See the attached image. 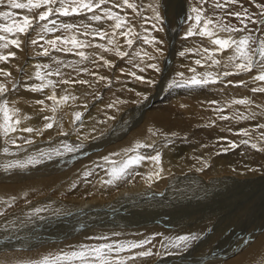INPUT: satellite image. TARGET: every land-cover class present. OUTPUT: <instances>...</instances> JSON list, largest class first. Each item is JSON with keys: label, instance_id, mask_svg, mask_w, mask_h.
I'll return each instance as SVG.
<instances>
[{"label": "bare ground", "instance_id": "1", "mask_svg": "<svg viewBox=\"0 0 264 264\" xmlns=\"http://www.w3.org/2000/svg\"><path fill=\"white\" fill-rule=\"evenodd\" d=\"M140 1H141V6L143 7V10H145V12H148L151 14V12L154 11L156 14L158 12L160 15L162 13H164V12H162L163 10L160 8L162 6V3H163L160 0H140ZM244 1L247 2V4H249V6L253 5V3H250L249 0H244ZM22 2H23V0H22ZM262 3L264 4V1ZM158 6L160 9H158ZM254 6H256V5H254ZM102 7H105V6H102ZM245 7H248V5H246ZM105 8H107V6ZM166 9L167 8L165 7V10ZM1 10L2 11H13L20 16L36 14V11H33L32 13H28L27 10L10 9L6 5L2 9H0V11ZM140 10H138V12ZM160 11L162 13H160ZM240 11L241 10H239V12ZM244 11H245V9H244ZM246 11H247L248 15L252 16L251 14L255 10L254 9L251 10L248 7ZM190 12H192V11H190ZM166 13L167 12H165L164 14H166ZM97 14H100L103 16V12H101L100 10L97 12ZM91 15H92L91 13H88V15L85 18V21H80L79 25L88 24L90 26L91 25L93 26V25H95V23H97L98 26H100V28L105 27L106 23H104V20L101 22H94L93 23L89 19L91 17ZM154 16H156V15L154 14ZM145 18L147 19L148 17L145 16ZM55 19H56V17H55ZM152 19H153V17H152ZM261 19H264V16H261ZM71 20H74V19H72V17H71ZM148 22H150V21H148ZM1 23H5V21L2 20ZM58 24H60V23H58ZM202 24H203V21H202ZM202 24H201V27H202ZM258 25H260V29H261V26H262V28H264V25H261V24H258ZM186 26H188V25H186ZM251 26L252 25L250 24L249 28ZM92 28L93 27H90L91 31L92 32L95 31ZM170 29H171V31H173L172 28H170ZM181 30H182V28H181ZM34 31H32V32H34ZM107 31H108V28H107ZM144 31H145V29H144ZM168 31H169V29H168ZM184 32H185V30H184ZM261 32H263V31H261ZM225 33L226 32H224V31H218L217 35L221 38H226V37H229V35H231L233 39H237V40L240 39L239 37H235L236 35H234V33H228V32L226 34ZM74 34H76V33L74 32ZM175 34H176V32H170L169 36L167 35L169 43L171 42V39H170L171 36H172V38H174V39H172V41L177 40V39H175ZM221 35L224 37H222ZM241 36H243V35H241ZM196 37L197 36H194L190 40L193 41ZM200 38H201V36H200ZM46 40H48V39H46ZM149 41H150V39H149ZM152 42H154V41L152 40ZM201 42H203L204 44H208V46L210 45V47L211 46L214 47V45L211 43V39L208 37H202V39H195L194 40V43H195L194 47L195 46L203 47L204 44H201ZM0 43H2V42H0ZM178 44H179V42H178ZM168 46L170 47V45H168ZM174 47H172V48H174ZM216 47H218V46H216ZM139 48H141V47H139ZM187 49H191V48L187 47ZM229 50L230 49H228V51ZM231 51L232 50H230V52ZM10 52H15L16 55L14 58L9 56L8 61L12 63L13 68H14V66H17V72L21 73L20 76H23L24 78H26L28 76L30 77V76L34 75V77H35V73H33V72L31 73L30 70H32V69H30V68H31V65L32 64L34 65L35 62L37 61V60H35L37 57L36 58L34 57L31 50H29V48L25 47V46H21L20 48H16L15 46H11V45L7 49L0 48V54L8 55V53H10ZM144 52H145V50H144ZM154 52L155 51H153V53ZM189 52H191V51H189ZM230 52H228V53H230ZM135 53H136V51H135ZM146 53H147V51H146ZM166 53L168 56V50ZM170 53L171 54L168 57V59L172 60L173 50L170 51ZM222 53H223V51H222ZM75 54H72L70 56L68 54L65 57V61H63L64 65L62 64V65L57 66V68L60 69L62 73L65 72V74L66 75L69 74L70 77H71V74L73 72H74L73 75L75 74V70H76L75 69L70 74V71H72V69H73L72 66H74V64L77 65L78 62L80 61V60H77L78 59L77 55H76L77 59L75 56H73ZM196 54H198V53H196ZM216 55H217V53L214 55V57ZM258 55L256 57L257 65L259 64ZM149 56H151V55H149ZM149 56H148V58H149ZM167 56H165V58H167ZM186 56H185V58H186ZM220 56H222V55H220ZM163 58H164V56H163ZM222 58H223V56H222ZM151 59H149L150 62H151ZM224 59L226 62L227 57L225 58V56H224ZM14 62H16V65L13 64ZM37 62H39V61H37ZM140 62H141V60H140ZM150 62L148 61V63H150ZM227 62H229V61H227ZM148 63H147V65H148ZM60 64H61V62H60ZM226 64H228V63H226ZM226 64H224V65H226ZM79 65H80L79 66L80 71H82V69H84L85 67L90 68V66H89L90 64L88 65L87 62H86V64H84V66L81 62ZM166 65H167V61L165 60V63L161 69L163 70V67L166 68ZM5 66H6V64H5ZM91 66H93V65H91ZM234 66H232V67H234ZM36 67H34V68H36ZM74 67H76V66H74ZM143 67H146V66L144 65ZM6 68H7V66H6ZM38 69H40V68H38ZM38 69L36 71H39ZM40 70L43 71V74H44V70H42V68ZM162 70H161L159 75L162 74ZM206 70H207V68H206ZM3 71H6V70L4 69ZM41 71H39L40 74H41ZM68 71H69V73L67 74ZM260 72H261V69L259 68V66H256L255 69L253 70V72H251L249 74L246 73V75H247L246 77L248 78V76H250L251 79L248 78L249 79L248 80L247 78H244L245 76L243 75L244 77H242V79H247L245 81H248V83L247 82L245 83L244 87L239 86L236 88H232L230 90L229 88L224 89L225 85H222L224 87L223 88L224 90H221L220 88L219 89L221 91L227 92V93L222 94L225 98L223 100L221 97H220L221 98L220 99V98L215 97V96L212 99H207L204 96V94H202V92H201V94H200V92H198V94H197L195 91L196 96L200 95L201 98L207 99L206 102L209 101L210 104H212V107L210 106L211 108H209L210 110H208V111L203 110V109L202 110L198 109L199 113H202V115H203V111H205V113L211 114V115H209L210 117L205 118V121L206 120L209 121V123H211V126H213L212 123L215 122L214 117H217L216 115L220 114L222 112V110L225 109L224 108L225 106H226V108H228L227 103L230 102V100H233V99L237 100V99H241V98L243 100H246V97L243 98V96L248 94V92L246 90L251 91L250 93L253 92V95L256 96L257 98H259V97L264 98V92L260 93L259 91H254V89L264 88V81L262 82L258 79H255V77L260 75ZM55 73H56V71H55ZM30 74H32V75H30ZM45 74H47V73L45 72ZM165 74H164V76L161 77L162 79L164 78V80L166 78ZM3 75H5V73ZM14 75H16V74H14ZM10 76L11 75H8V77H10ZM3 77H6V76H3ZM233 77H235V76H233ZM233 77H230V79H233V81H231V82L232 83L236 82L235 84H237L238 82L235 79L236 78L239 79V77H235V78H233ZM227 78H228V76H227ZM8 79H6V81ZM10 79L14 80L12 78H10ZM35 79H37V78L35 77ZM51 79H52V76H51ZM3 80H4V78H3ZM250 80H252V81H250ZM15 81H16V79H15ZM23 81H25V80H23ZM161 81H163V80H161ZM227 81H229V80H227ZM255 81H259V83L257 84V82H255ZM33 82H34V80L32 81V83ZM251 82H253V84ZM1 83L2 82H0V84ZM32 83H31V85H32ZM158 83H156V86ZM227 83L229 85L230 81ZM6 84H9V83H6ZM17 84H18L17 89L13 92H10L12 99L9 102H12V103L8 104L9 108L18 109L19 112H23L20 116L25 115V113L22 109H24V110L26 109V113L27 112L32 113V115H33V113H36L39 116H37V118H33V119H31V117H30V118H28V120L25 123H20V124H22V127H24V128L30 127L32 129H34L33 132L18 131L17 133L12 132V133H9L8 136H5L3 134V132L0 131V134L2 136V137L0 136V149L3 151L4 148H8V150H9L7 153H5L4 151L0 152V172L2 169H5V165H8V164H10L14 161H17V160L24 162V161H27L30 157H35L38 161H40L39 163H41V161H43V162L47 161V162H45L46 165H44V166H42L43 162L41 164H39L42 167H46L48 164H51L52 167L53 166L54 167L58 166L60 168L65 167L66 165L70 164L71 162H74V160H76V157L81 154L80 153L81 151L76 153V152H74V150L77 151V150L84 148L86 146L85 144H78V142L76 140H72L73 136L77 135L79 139H82V141L86 140V139L88 140L89 138H91L93 136H97L96 135L97 132L100 131L99 123H101L102 114H106V115H110V116H112L113 114H116L114 111V105H113L114 103L112 104L113 105L112 106L111 102L115 101L117 95L116 96L115 95H113V96L109 95L111 97H106L104 100L97 101L96 103L93 104V108L91 109V111L88 112L87 115H85V117L82 118L81 122L79 121L80 124L77 125V126L81 125L82 127H78V130L73 129L74 131H70L68 134L69 135L68 138H66L65 134L59 135V136H56V134L55 135L51 134L48 138H46V139L44 138L43 139L44 141H40V142L35 141L32 145H29L28 147L23 146V145L22 146L19 145V147H12L8 144L9 142L10 143L12 141H15V142L24 141L25 142L26 140L32 139L33 136H38L39 131L41 129L43 130V128H44V126H46V124L50 123L52 119L54 120L57 118V117H52V119L50 121H46V119H45V116L47 114H48V116L50 114L51 115L53 114V116H57L55 112L51 113L52 107H54V105L55 106H62V103H58L57 99L55 101L47 99L48 101L45 102L46 99L43 98V99H45V100H43V104L37 103V100H39V99L34 97L35 99L32 100L33 98L31 99V97H30L31 95H33L35 93V91H34V93L33 92L28 93V92L23 90V88L25 86H22V84L19 85V83L16 82V85ZM140 84L141 83H139V86H140ZM16 85H15V87H16ZM12 86H13V84H12ZM142 87H144V86H142ZM160 87L161 86L159 85V89H160ZM28 88H29V85H28ZM161 92L162 91L160 90L159 92L154 93L152 96L150 95L149 99L146 101V104H148V102L151 99L155 98L156 96H160ZM191 93H192V91H191ZM193 94H194V92H193ZM47 96H48V94H47ZM248 96H250V95H248ZM251 97H252V95H251ZM61 100L62 99H60L59 102H61ZM201 100L202 99H200V101L199 100L198 101L201 102ZM5 101H6V99H5ZM39 101H41V100H39ZM187 101H189V100H187ZM65 104H66V102H65ZM115 104H116V102H115ZM159 104H157V105H159ZM202 104H205V103H202ZM263 104H264V102H263ZM198 105L200 107H202V105L200 103L197 104V106ZM249 105H251V104H249ZM146 106L145 107L134 106L131 111L130 110L123 111L124 108H122V107L117 108L116 110H118L117 112H119V113H117L118 117L120 115H123V114H124L123 116L125 117L126 116L125 114H130V113L132 114V111L136 114H134L132 116V118H130L128 123H126L128 120L124 121L123 123H120V122L115 123V129H114L115 131H112L111 133L107 134V137H105L106 135H104V136L102 135L99 138L96 137L97 139L92 141L89 144V146L91 148L94 146L97 147L99 145H102L108 141H113V140L117 139V136L123 138L124 134L128 133L127 129L129 127H131V124H133V126H136L140 120L139 116H141V114H143L145 112L142 115V118L140 121V124H141V122H142V124L139 127L132 130L131 132H129L130 134L128 133V136L126 135V137L123 138L121 141L120 140H119V142L114 141L113 144L106 146L102 150H98L95 152L92 151L93 153L88 154L89 156L83 158V160H80V161L78 160L79 163L75 164V166H73L71 164L73 167L67 168L68 170H66L64 172H63V170H61L62 173L55 174V175L54 174L51 175V173H50L47 176H39V177H36V175H31L32 176L31 178H28V176L26 175L28 173H25L23 171H19V172L7 171L5 173H1L0 179L1 180H7L9 182L0 181V213H3V211L9 210L17 202L28 201V200H31L32 198H34V199L31 203H28V204L22 206L16 212L14 211V213H13L12 211H10V212H12V214H10V215L4 216V215L0 214V264H35L36 261H39V260L43 259L44 257H54L56 254H59L61 252H69V251H73V250H78L80 248V246H82V245L94 247V246H97V245L103 244V243H112L115 245V244H119V243H131V242H137L138 243V242L144 241V240H148L149 243L143 245L140 248L126 250L122 253H119L118 255L120 257H124V258L134 257V259H126V264H264V227H261V226H264V209H262L260 207V209L257 208L252 213L250 212L251 210H249V212H248V210H244V211H246L245 213H247V215L254 216V214H255V216H256V218H254L255 216L253 217L254 218L253 223L251 225H248V222H249L248 220L243 219L241 221L239 219V221H236L233 218V215L226 216L224 214L222 206L219 205L221 207L220 208L217 205H214V204H217L221 200V198L220 199L218 198V195L221 194L224 197V198H222V199H224L223 206L227 208V211L231 210L233 213H235L234 205H230L227 203L230 199L225 198L224 194L226 195L230 191H233V193H234L235 191L238 190V188L242 189V190L246 188V190H248L247 188H249L251 186L252 187L256 186V183H258V180L264 178L262 176L256 180H253V179L250 180L251 176H248L249 174L252 173L250 170H248L250 164H249V166L246 165L247 163L252 162L251 159L256 160V156L258 157V155H256V153H255V152H257L256 150L254 153H252L251 152L252 150L246 149V144H248L250 142H253V143L259 142L264 147V141L260 140L261 139L260 136H258L260 139H257V141L256 140L252 141L251 139L249 140V138H247L248 135L244 134L245 135L244 140L247 141V143H244L245 144L244 149L241 146H240L241 147L240 149H235V147H232V148L230 147L231 149H228V147H226L227 143H224L223 144L224 146H222V147H218L217 143H219V142L217 141V138L219 139V136H218L217 132H215V130H216V129H214L216 127L215 125H214L215 127L213 126L210 129H207L206 128L207 125H205L206 126L205 129L199 128L197 130H194L195 132L193 131V135H192V133H189L192 135L190 138L187 139L185 136V139H183L184 138L183 134L188 133V131H190V132L192 131L191 127H194V124L196 125L195 120H197V119L191 121L187 118V119H185V121H187V120H189V121H187V122L184 121V123H180L182 125H185V127L183 126V128H181V127L179 128L178 122H176V120L174 119V112L171 113L172 109L170 108V106L167 107V109L166 108H164V109L160 108L158 110L153 109L150 112H147L144 110L146 108ZM78 107L75 106L76 109L74 108L77 111L76 113H79L78 111H80ZM100 107L103 108L105 111L103 109L100 110L99 109ZM77 108H78V110H77ZM60 109H61V107H60ZM98 109L100 111H102V110L103 111L100 112L99 114H96L97 113L96 111ZM253 109H256V108H253ZM257 109H258V107H257ZM49 110L51 112H49ZM75 110H74V112H75ZM57 111H58V109H57ZM185 111H187V110H185ZM232 112H234V111H232ZM68 113L66 112V114H68ZM261 113H263V112H261ZM80 114H81V112H80ZM16 116H17V113H16ZM16 116L14 117V119L17 118ZM20 116L18 118L21 120L22 117H20ZM73 116H74L73 121L70 120V118H69V122L74 123V120L78 121L76 119V114H74ZM39 117H41V118L44 117V118L40 119ZM58 120H60V119H58ZM61 120H62V118H61ZM137 120H138V122H137ZM263 120H264V118H263ZM263 120H261V122ZM113 121H116V119ZM205 121H204V123L206 124ZM254 121H255V119L249 120L248 123L244 124V126L243 125L240 126L239 129L242 130L243 132H249V130L251 132L252 131L251 125H254ZM2 122H3V115L0 114V123H2ZM61 122H63V124H66V123H64L63 120ZM200 122H202V120ZM188 123H190V125H188ZM74 125L76 126V124H74ZM101 125H102V123H101ZM262 125L263 124H261V126ZM70 126H72V125H70ZM156 126H158L159 129L164 130L165 133L169 132V133H174V134H178V135L179 134L183 135V136H181L182 139H178V140L174 141L173 144L168 143V144L164 145L165 146L164 149H162L163 147H161L163 144L160 146V143H159V144L151 146L150 148L144 147L145 150H142L141 149L142 147H141V148L137 149L139 151V153L136 152L137 150L130 151V149H133L135 147V145L138 143L144 145V142H149L151 145V143H152L151 141H153L152 137H154L153 136L154 134L148 133L147 129L152 131L153 128H156ZM59 127H60V125H59ZM202 128H203V124H202ZM52 129L53 130L50 131V129L47 128L49 133L55 132V131L57 132L59 130V128H57L56 125L52 126ZM256 129L257 128H255V130ZM119 130H122V133H119ZM60 131H63V129L60 128ZM68 131H66V132H68ZM108 131H109V129H108ZM63 133H64V131H63ZM105 133H107V131ZM231 133L232 132H226L225 136L229 135V138H227L226 140H229L231 143H233V140H236V139H235L234 134H231ZM161 135H163V134H161ZM187 136H188V134H187ZM251 137H252V135H251ZM53 139H55V140L53 142H51ZM168 139L169 138H167V141H168ZM219 140H221V139H219ZM167 141H165V142H167ZM236 141H238V140H236ZM87 143H88V141H87ZM259 143H256V144L259 146ZM73 144L75 146H77V145L78 146L77 147L71 146ZM107 145H108V143H107ZM234 145H236V143H234ZM148 146L149 145H147V147ZM158 146L162 150L159 151ZM24 149L27 150L28 152H25ZM71 150L73 152V154H72L73 156H71L69 154V157L56 159V157L58 158V156L69 153ZM259 150H261V149L259 148L258 151ZM23 151H24L23 156H20V157L16 156V154L20 155V153H23ZM140 152H143L142 154H144V153L146 154L145 159H143L139 164L133 165L130 169H128L126 171V174L123 177H121L120 179H114L113 175H112L113 167H119L124 161H126L128 158H130L132 156H135V155H141L142 156V154ZM261 152L263 153L262 150H261ZM88 153H89V151H88ZM157 154L160 155V161L159 162L153 161L149 158V157L155 156ZM45 159H47V160H45ZM45 163H43V164H45ZM34 167H36V166H34ZM138 170H141L143 172V173L140 172V175L142 177H144L141 180H144L145 178L147 179L145 181V183H148L147 185L145 184V186H147V187L146 188L144 186L141 187L142 189H140V191H138V192H134L133 190L129 193L126 192L127 194H125L124 196L117 198V200H113V202L110 203V205H113L115 208L116 207L121 208L120 210L118 208L119 215H116L114 219L109 220L107 218V220H104L107 217V212H108L107 211L108 209L105 208V205H107L108 203H106L105 202L106 200L103 198L107 197V196H109L110 198H113V196H117V195L121 196L122 193L127 191V187L122 186V187H119L115 190L114 186L119 185L122 181H124L125 177L126 178L128 176L131 178L135 177V175L133 173H134V171H138ZM43 171L45 173V170H43ZM40 172L35 171L34 173H40ZM249 172H251V173H249ZM85 173H88V174H86L88 176V178H87L88 181L83 182L82 178H81V180H79V181H82V183L80 185L76 186L75 189H71V191H70L71 193L75 192V194L77 192L76 195H78V201L77 200L76 201L78 203H76V201L74 200V203L72 202L69 204L70 198L67 200L68 195L64 189H66L67 186L71 187L73 184L72 182L74 180L80 178V177H84ZM252 174H255V173L253 172ZM132 175H134V176H132ZM260 175H263V173H260ZM33 176H35L36 178H33ZM139 177L140 176H138V179L141 182ZM159 177L161 179H158ZM87 179H85V180H87ZM109 180H112L113 183H108ZM57 181H61V182H59V184H58ZM261 183H262V181H261ZM263 184H264V182H263ZM130 186H131V184H130ZM139 186H140V183H139ZM53 187L57 188L56 191L59 193L58 196L51 195L53 190H54ZM135 189H136V187H135ZM158 191L163 192V195L159 196ZM54 192H55V190H54ZM70 192L68 191V194ZM85 193L90 194L91 197H89L90 195L88 196V199H86V198L83 199V198L79 197V196L84 195ZM251 193H253V192H251ZM100 194H105V196L102 195L103 197H101ZM55 195H56V193H55ZM97 195H99L100 197H98ZM244 195L246 196L247 194H244ZM210 196H211V198H210V200H208ZM215 196H216V198H214ZM243 196H241V198ZM37 197H39V198H37ZM200 198L201 199L207 198L205 200V202H202L203 205L199 203V201H201V200H199ZM185 199H187V200L191 199L193 204L189 205L186 208H183V210H182V208H180V206H184V204L182 202H183V200L185 201ZM243 199H245V198H243ZM231 200H234V199L231 198ZM253 201H254V199H252V202ZM220 202H223V201H220ZM234 202H235V200H234ZM75 204H78V206H74ZM174 204L176 206L178 205L177 211H182L181 213H177L176 211H172L174 208L172 210H170L172 208V206H174ZM240 208H241V206H240ZM37 209H39L40 211L38 212ZM160 210H163V211L169 210V212L168 211L164 212L166 214H164L158 218L157 212H159ZM122 211H126V213L128 212L129 215L124 216ZM114 212H115V210H114ZM223 215H225L226 217L223 218ZM255 221H256V225H257V228H256L257 232L252 234L251 232H253V231L250 230L249 228L253 226ZM72 227H74V229H72ZM208 227L211 228L210 231L208 233L203 232ZM241 228H242V230H241ZM260 228H262V229H260ZM237 230H238L239 234H236ZM190 232H192V233H190ZM202 232L205 234H203ZM222 232H223V234H222ZM70 234H72V236H70V237L67 236ZM188 234H192V235H188ZM193 235L197 236L198 241L195 244H193L191 242L192 245H191V248L189 247L190 248L189 250H187L185 252H181V251L175 252V253L171 252L172 251L171 243H170L171 240L175 239L176 237L178 238L181 236L195 237ZM104 238H106V239H104ZM187 244H189V243H187ZM141 251H150L151 255L147 256V257H141L138 255L139 252H141ZM114 255H116V254H114Z\"/></svg>", "mask_w": 264, "mask_h": 264}, {"label": "rangeland", "instance_id": "2", "mask_svg": "<svg viewBox=\"0 0 264 264\" xmlns=\"http://www.w3.org/2000/svg\"><path fill=\"white\" fill-rule=\"evenodd\" d=\"M162 3V6L160 7L163 11L162 12H167L166 14L162 13L160 11V13H162L160 15L161 17V20L160 21H157L155 19L156 16H154V14L156 15V13L153 11L150 13L148 12H145V10H143V7L141 6V1L140 0H130V2L132 3H135L136 4V9L133 10V9H128L126 6H122L120 8H115L112 6V3H109L107 5H104L105 7L107 6V8H111L112 11L114 10V12H117L119 13L121 16L123 17H127L130 21V24L128 26H126L125 28H122V29H118V30H114L113 27H112V24H114V21H111V20H108V19H104V23L105 24V27H101L98 26L97 23H95V25H91L90 27H93L92 29L93 30H100V31H105L108 33V35H106L103 39H101L99 36H95V31L92 32L91 35H83V28H80V30L78 31H72V32H65L64 29L60 28V24L62 23H71V24H76V25H79L80 24V21H85V18L88 14L86 15H73L71 16L72 19L74 20H71V17L70 16H59V15H54L52 17H50V19H54L56 21V24L55 25V28H56V31L54 32H51V33H47V32H41L39 30V27H37L34 30V32L32 31H29L26 35H19V39L22 41V44L21 46H25V47H28L29 50H31V52L33 53L34 57L36 58L35 60L39 61V62H35V64L31 65V68L32 70L31 73H35V77L37 78L36 76V73L41 71L40 69L42 68V70H44V74H43V71H41V76H43V79H35L34 75L32 76H28L26 78H24L23 76H20L21 73H18L17 72V66H14L13 68V65L11 62H9L8 60L7 61H4V62H0V82H2L1 84L5 85L7 91L4 92L3 94H0V105H2L6 99L7 102L11 101V95H10V92H13L17 89V86L18 84L16 85V82L19 83V85L22 84V86H25L23 88L24 91L28 92V93H31L34 91L32 89H34L35 87L36 88H40L41 90L39 91H35V93L33 95H31V99L34 100L35 98L43 101L45 100V102H47L49 99L50 96L52 95H55L57 100H58V103H62V106H55L52 107V109H55L54 111L51 109V111L49 110V112L53 113L55 112L57 116H53V114L49 115L48 114L45 116V119L46 117L47 118H50V119H46V121H50L52 119V117H57L56 119H52L50 123H52L53 126L56 125L57 128H59V130L55 133V132H50L47 130V127L44 126L43 130L41 129L39 131V135L38 136H33L32 139H29V140H26L25 142L22 141V142H9L8 144L12 147H19L20 146H29V145H32L35 141L37 142H40V141H44L43 139L45 138H48L51 134L52 135H55L56 136H59V135H64L66 136V138L69 137V132L70 131H74V130H78V127H82L81 125L80 126H77L80 124L82 118L85 117V115H87L88 112L91 111V109L93 108V104L96 103L97 101H101V100H104L106 97H111L109 95H117L116 96V99L115 101L111 102V105L113 104L114 105V111L116 114H113L112 116L110 115H106V114H102V120H101V123H99V129H100V133L97 132V136H93L91 138H89L88 140H83L82 139H79L77 135L73 136V139L72 140H76L78 142V144H85L86 146L84 148H81L79 150H74V152L78 153L79 151H81L80 155H78L76 157V160H74V162H71L70 164L66 165L65 167H58V166H51V164H48L46 167H42L44 165H46L45 162L47 161H41V163H45L43 164L42 163V166L39 165L41 163H36L35 165L34 164H30V165H27V167L23 168V170L21 168H13V169H10L8 171H23L25 173H28L26 174L28 176V178H31L32 176L31 175H36V177H39V176H47L51 173L52 174H59V173H62L61 170L66 171L68 170L67 168H70V167H73L75 166V164L79 163L80 160H83V158L89 156L88 154H92L93 152L95 151H98V150H102L104 149L106 146H109L111 144L115 142H119V140L121 141L123 138L126 137V135L128 136V133L131 132L132 130H134L135 128L139 127L141 124H140V121H141V118H142V115L139 116V122L136 126H133V124H131V127H129L127 129V132L126 134H124V137L121 138L119 136H117V139L113 140V141H108L102 145H99V146H94V147H90L89 144L96 140L97 138L101 137L102 135H106L105 137H107V134L111 133L112 131H115V123H123L124 121L128 120L126 123L129 122L130 118H132V116L136 113H134L132 111V114H125L126 116L124 117L123 115H120L119 117L117 116V112L118 110H116L117 108H124L123 111H127V110H132L134 106L136 107H145L146 105V108L144 109L145 111L147 112H150L152 111L153 109L154 110H158L160 108H166L170 106V108L172 109L171 113L174 112V119L176 120V122H178V125H179V128H183V126L185 127V125H182L180 123H184L185 119H189V120H195L196 122V125L194 124V127H191L192 131H188V133L186 134H183V135H178V134H174V133H169V132H166L164 130H161L159 129L158 126H156V128H153V130H149L147 129V132L148 133H152L154 134L152 137V140L151 141V145L149 142H144V145H146L145 147L146 148H150L151 146L153 145H156V144H159L160 143V146L163 147L162 149L165 148L164 145L168 144V143H171L173 144L174 141L178 140V139H182L181 136H183L185 139V136L186 138H190L192 135H193V131L194 130H197V129H205V125H207V129H210L211 127L214 126L216 129L215 132H217L218 136H219V140L217 138V141L219 143H217V146L218 147H222L224 146L223 144L224 143H227L226 147H228V149H231L233 146L234 143H236L237 146H235V149H240L241 147L244 149V133L242 130L239 129L240 126H244V124L248 123L249 120L251 119H255L254 121V125H251L252 126V133L250 132H247V135L249 138V140L251 139L252 141L253 140H256L257 139H260L258 136L261 137L260 140L264 141V127L261 126V124L264 125V98L262 97H259L257 98L256 96L253 95V92L250 93L251 91L249 90H246L248 92L247 95L243 96V98L246 97V101L247 103L245 104H239V103H235V101H238V100H243L242 98L241 99H233V100H230V102H228V108H226V106L224 107L225 109L222 110V114H217L216 116L217 117H214L215 118V122H213V126H211V123H209V121H205V118L206 117H210L209 113H205V111H203V115L202 113H199V110L198 109H203V110H210L209 108L212 107V104H210V102H206L207 99H212L215 97H218V98H224V96L222 94L224 93H227L226 91H221V90H224V89H232V88H236V87H239V86H245V83L248 81H245L247 80L248 78H250V76H248V78L246 77V73L249 74L251 72H253V70L255 69V67H253L252 70L250 71H247V72H244V71H240L239 69H237L234 65H236L237 63H240L241 61L239 59H236V60H229V57L235 55V52H233L234 48L233 49H230L232 50L230 52V50L228 51H213L214 49L218 48L216 47V45L211 46L210 45L208 46V44H204L203 42H201V44H204L203 47H197L195 46L194 47V40L195 39H202V37L200 38V35L198 36L197 35H193V36H188L187 33L190 29L193 28V26L195 25V14L192 9L194 7H201L203 8L205 11H204V15L207 16L208 18H211V19H214L216 22H217V25H220V24H224V25H233V26H236V27H243V25L240 24V21L238 19H236L234 16L230 15V13H233V12H239V10H241L240 12L243 13L244 9L247 10V8L249 7L251 10L254 9L255 11H253V13L251 14L252 16H250L252 18V21H259L261 19V12H262V9L257 7L258 4H263L262 2L264 0H249L250 3H253V5H250L247 4V2H245L244 0H239V3L237 4H229V6L227 5L226 7H223V8H215L214 7V4L217 2V0H207V3H204V4H201L199 3V0H160ZM219 2L221 4L224 3L223 0H219ZM167 3V4H166ZM171 3V4H170ZM165 4V5H164ZM188 4V5H187ZM172 7H171V6ZM184 5V6H183ZM246 5H248V7H245ZM256 5V6H254ZM5 5H2L0 6V9H2ZM58 6V5H56ZM252 6V7H251ZM2 7V8H1ZM104 7V8H105ZM165 7L167 8L165 10ZM171 7V8H170ZM175 7V8H174ZM206 7V8H205ZM159 6H158V9H160ZM184 8V9H183ZM225 8V9H224ZM232 8V9H231ZM141 9V10H140ZM179 9V10H178ZM181 9V10H180ZM217 9V10H216ZM231 9V10H230ZM138 10H140L138 12ZM168 10V11H167ZM186 10V11H185ZM234 10V11H233ZM2 11V10H1ZM38 11H43V9L41 10H38ZM38 11H36V14H33L34 16L38 14ZM99 10H97L98 12ZM182 11V12H181ZM192 11V12H190ZM261 11V12H260ZM122 12V13H121ZM126 12V13H125ZM179 13V14H178ZM207 13V14H206ZM226 13V14H225ZM151 16H150V15ZM189 14V15H188ZM221 14V15H220ZM126 15V16H125ZM129 15V16H128ZM167 17H166V16ZM171 17H170V16ZM194 15V16H193ZM148 17L147 19L145 18ZM56 17V19H55ZM74 17V18H73ZM153 17V19H152ZM169 17V18H168ZM187 17V18H186ZM223 17V18H222ZM259 17V18H258ZM77 18V19H76ZM150 18V19H149ZM62 19V20H61ZM67 19V20H66ZM76 19V20H75ZM90 19V18H89ZM142 19V20H141ZM78 20V21H77ZM150 22H148V21ZM221 20V21H220ZM64 21V22H63ZM67 21V22H66ZM92 21V20H91ZM106 21V22H105ZM192 21V22H191ZM225 21V22H224ZM227 21V22H226ZM258 21L256 23H251L249 22L248 23V28L250 26V24L254 27H250L249 29H258L257 31H255L254 33H252L255 37H258L260 39H264V31L261 32L259 31L260 29V25H258ZM2 22V19L0 20V23ZM93 23L94 22H97V21H92ZM144 22V23H143ZM147 22V23H146ZM152 22V23H151ZM160 22V23H159ZM42 23H46V22H42ZM60 23V24H58ZM78 23V24H77ZM109 23V24H108ZM155 23V24H154ZM157 23V24H156ZM164 23V24H163ZM162 24V25H161ZM182 24V25H181ZM202 24V22H201ZM179 25V26H178ZM181 25V26H180ZM188 25V26H186ZM53 25L49 24V27H52ZM59 26V27H58ZM132 27L133 28V34L131 37L129 38H132L134 40V43L131 45V46H128L127 43H126V38L124 36H122L120 33L122 31H126L127 30V27ZM155 26V27H154ZM169 26V27H168ZM258 26V27H257ZM108 28V31H107V28ZM152 27V28H151ZM177 27V28H176ZM191 27V28H190ZM103 28V29H102ZM158 28V29H157ZM173 29V31H171V29ZM180 28V29H179ZM182 28V30H181ZM262 28V26H261ZM145 29V31H144ZM162 29V30H160ZM164 29V30H163ZM169 29V31H168ZM177 29V30H176ZM166 30V31H165ZM175 30V31H174ZM179 30V31H178ZM185 30V32H184ZM181 31V32H180ZM199 30L197 29V32ZM74 32L76 34H74ZM170 32H176L175 34V39L177 40H173L174 38H172V36L170 37L171 39V42L169 43V40H168V37L167 35L169 36V33ZM32 33V34H31ZM114 33V34H113ZM180 33V34H179ZM227 33V32H226ZM225 33V34H226ZM55 34V35H54ZM63 34V35H62ZM155 34V35H154ZM220 34V33H219ZM249 32H236L234 33V35H236L235 37H239L241 38L242 36L241 35H248ZM0 35H7L6 33H1ZM49 35V36H48ZM71 35H76L78 37L79 40L81 41H85L86 44H88V42H90V44H88V46H85L83 48H80V49H73L72 52H66V51H56L55 49H53L50 45L47 44V41L48 40H54L56 39L57 37H64V36H71ZM239 35V36H238ZM261 35V36H260ZM10 36V37H9ZM51 36V37H50ZM149 38H148V37ZM155 36V37H154ZM182 36V37H181ZM194 36H197L193 41L190 40L192 37ZM222 36V35H221ZM241 36V37H240ZM22 37V38H21ZM24 37V38H23ZM43 37V38H41ZM143 37V38H142ZM163 37V38H162ZM184 37V38H183ZM224 37V36H222ZM226 37V36H225ZM8 38L9 39H13V38H16V37H13L11 36L10 34H8ZM48 40H46V39ZM82 38V39H81ZM108 38V39H107ZM111 38V39H110ZM145 38H147V40L150 41L148 43H145ZM221 38V37H220ZM228 38V37H226ZM24 39V40H23ZM33 39H37L38 40V43L33 45L31 43V41ZM30 40V41H29ZM112 41V43H109V41ZM152 40L154 42H152ZM186 40V41H185ZM142 41V42H141ZM157 41V42H156ZM176 41V42H175ZM188 41V42H187ZM192 41V42H191ZM101 42V43H100ZM175 42V43H174ZM179 42V44H178ZM144 43V44H143ZM157 43V44H156ZM187 43V44H186ZM193 45H192V44ZM25 44V45H24ZM31 44V45H30ZM104 45V48H100L98 47V45ZM152 44V45H151ZM173 44V45H172ZM186 44V45H185ZM30 45V46H29ZM142 45V46H141ZM170 45V47L168 46ZM38 46V47H37ZM155 46V47H154ZM175 46V47H174ZM182 46V47H181ZM192 46V47H191ZM57 47L58 48H67V47H70V45H65L63 44L61 41H58L57 42ZM141 47V48H139ZM144 47V48H143ZM174 47V48H172ZM179 49H178V48ZM188 48H191V49H187ZM213 47V48H212ZM216 47V48H215ZM45 48H49L48 51H49V55H47L45 57V55H43L42 53L44 52V49ZM148 48V49H147ZM151 48V49H150ZM155 48V49H154ZM207 48L209 49V52H204V49ZM37 51H36V50ZM105 49H110L109 51H105ZM141 49V50H140ZM154 49V50H153ZM145 50V52H144ZM160 50V51H159ZM167 50H168V56H167ZM173 50V58L172 60L168 59V57L170 56V51ZM178 50V51H177ZM180 50V51H179ZM80 51H84V57H81L78 52ZM136 51V53H135ZM139 51V52H138ZM147 51V53H146ZM150 51V52H149ZM153 51H155L153 53ZM191 51V52H189ZM127 53V55H124V56H121L119 55V53ZM152 52V53H151ZM187 52V53H186ZM212 52V53H211ZM230 52V53H228ZM76 53V54H75ZM176 53V54H175ZM180 53V54H179ZM181 53H185L184 55H181ZM198 53V54H196ZM210 53V54H209ZM217 53V55L214 57V55ZM227 53V54H226ZM64 54V55H63ZM69 54L72 55V54H75L73 56L76 57L77 60H80L78 62V64H74V66H72V71H70V74L71 72H73L75 69V74L73 75V73L71 74V77L70 75L68 74L69 71L67 72L68 75L61 72L60 69L57 68V66L59 65H64L63 61H65V57ZM146 54V55H145ZM157 54V55H156ZM165 54V55H164ZM190 54V55H189ZM194 54V55H193ZM229 54V55H228ZM56 55V56H55ZM115 55V56H114ZM141 55V56H140ZM151 55V56H149ZM187 55V56H186ZM192 55V56H191ZM213 55V56H212ZM222 55V56H220ZM257 53L255 54L254 56V61H256V57H257ZM147 56V57H146ZM149 56V58H148ZM164 56V58H163ZM165 56H167V58H165ZM186 56V58H185ZM212 56V57H211ZM224 56L225 58L227 57V61L229 62H225V59H224ZM86 57V58H85ZM156 57V58H155ZM184 57V58H183ZM196 57V58H195ZM201 57V58H200ZM220 57V58H219ZM259 57V55H258ZM152 58V59H151ZM163 58V59H162ZM203 58V59H202ZM213 58V59H212ZM148 59V60H147ZM151 59V62L150 60ZM223 59V60H222ZM44 60V61H43ZM83 60V61H82ZM93 62H92V61ZM95 60V61H94ZM136 60V61H135ZM141 60V62H140ZM165 60L167 61V65H166V68L163 67V70L161 69L162 66L164 65L165 63ZM180 60V61H179ZM196 60H200L201 63L200 65L196 64L195 61ZM214 60H217L219 61V63H214L213 61ZM90 61V62H89ZM148 61L151 63H148ZM153 61V62H152ZM156 63H155V62ZM172 61V62H171ZM182 61V62H181ZM208 61V62H207ZM224 61V62H223ZM9 62V63H8ZM61 62V64H60ZM80 62L83 64H87L90 66V68L88 67H85L84 69H82V71H80L79 69V64ZM85 62V63H84ZM133 62V63H132ZM226 63V65H224ZM235 62V63H234ZM2 63V64H1ZM42 63V64H41ZM93 63V64H92ZM95 63V64H94ZM148 63V65H147ZM7 68H6V66ZM11 66H10V65ZM14 65H16V62L13 63ZM134 64V65H133ZM150 64V65H149ZM4 65V66H3ZM39 65V67H38ZM44 65H47V67H43ZM93 65V66H91ZM146 66V67H143V66ZM151 65H155L156 67L153 68L151 67ZM160 67H159V66ZM180 65V66H179ZM37 66V67H36ZM49 66V67H48ZM107 66V67H106ZM226 66V67H225ZM234 66V67H232ZM258 66V65H257ZM10 67V68H9ZM12 67V68H11ZM36 67L39 71H36L37 69L34 68ZM55 67V68H54ZM132 67V68H131ZM136 67V68H135ZM224 67V68H223ZM69 68V67H68ZM140 68V69H139ZM146 68V69H145ZM207 68V70H206ZM222 68V69H221ZM226 68V69H225ZM229 68V69H228ZM6 70V71H3V70ZM10 69V70H9ZM51 69V70H50ZM54 69V70H53ZM57 69L59 70V75H57L55 73V71H57ZM106 69V70H105ZM117 69V70H116ZM139 69V70H138ZM149 69V70H148ZM192 69H195V72L192 71ZM14 70V71H13ZM34 70V71H33ZM69 70V69H68ZM89 70V71H88ZM162 70V74H160ZM213 70V71H212ZM239 70V71H238ZM10 73V77H8V75H3L4 73ZM77 71V72H76ZM112 71V72H111ZM146 71V72H145ZM168 71V72H167ZM13 72V73H12ZM45 72L47 74H45ZM90 72V73H89ZM225 72H228V73H231L230 75H227L225 76L224 73ZM18 73V74H17ZM29 73V72H28ZM79 73V74H78ZM144 73V74H143ZM149 73V74H148ZM166 73V74H165ZM183 74V76H181L180 74ZM194 73V74H193ZM206 73H211L212 76L210 77V79H213L215 80V82H210L208 83L206 86L204 87H179V86H173V87H169V85L173 82V81H176L177 83L181 82L182 80H187V79H190L193 75H196L198 77H201L203 78L204 75ZM16 74V75H14ZM62 74V75H61ZM124 74V75H123ZM129 74V75H128ZM153 74V75H152ZM166 76L165 80L164 78L162 79L161 77L162 76ZM178 74V75H177ZM15 77H14V76ZM47 75V76H46ZM61 75V76H60ZM116 75V76H115ZM118 75V76H117ZM157 75V76H156ZM172 75V76H171ZM237 75V76H236ZM245 77H244V76ZM3 76H6V77H3ZM51 76H52V79H51ZM58 76V77H57ZM66 76V77H65ZM87 76V77H86ZM143 76V77H142ZM154 76V77H153ZM223 76V77H222ZM239 77L236 78L235 80H237V84H235L234 82L232 83L231 81H233V79H230V77ZM4 80H3V78ZM85 77V78H84ZM101 77H103V79H101ZM130 77V78H129ZM149 79H148V78ZM226 79H225V78ZM233 77V78H235ZM242 77L244 78H247V79H242ZM14 79V80H7L6 79ZM28 78V79H27ZM32 78V79H31ZM90 78V79H89ZM123 78V79H122ZM161 78V79H160ZM172 78V79H171ZM16 79V81H15ZM112 79V80H111ZM116 79V80H115ZM120 79V80H119ZM155 79V80H154ZM160 79V80H159ZM248 79V80H249ZM18 80V81H17ZM25 80V81H23ZM34 80V84L32 83V81ZM42 80V81H41ZM70 81L69 83H64V81ZM78 80V81H77ZM140 80V81H139ZM163 80V81H161ZM167 80V81H166ZM225 80V81H224ZM229 80L230 81V84L228 85L227 81ZM12 83H11V82ZM21 81V82H20ZM23 81V82H22ZM27 81V82H26ZM51 81V83L49 84L48 82ZM58 81V82H57ZM73 81V82H72ZM79 81H86L87 83H79ZM146 81V82H145ZM222 81V82H221ZM252 81V80H250ZM159 82V83H158ZM257 82V84L259 83V81H255ZM263 82V81H262ZM6 83H9V84H6ZM28 83V84H27ZM32 83V85H31ZM61 83V84H60ZM106 83V84H105ZM139 83L140 86H139ZM150 83V84H149ZM156 83L157 86H156ZM232 83V84H231ZM253 84V82H251ZM13 84V86H12ZM48 84V85H47ZM144 84V85H143ZM147 84V85H146ZM211 84V85H210ZM250 84V83H249ZM8 85V86H7ZM16 85V87H15ZM28 85H29V88H28ZM38 85V86H37ZM42 85V86H41ZM44 85H47V87H44ZM52 85V86H51ZM124 85V86H123ZM159 85L161 86L160 89H159ZM222 85H225V88L222 86ZM238 85V86H237ZM34 88H33V87ZM90 86V87H89ZM139 86V87H138ZM144 86V87H142ZM211 86V87H210ZM53 87V88H52ZM146 87V88H145ZM156 87V88H155ZM242 87V88H243ZM65 88V89H64ZM148 88V89H147ZM215 88V89H214ZM221 90H220V89ZM224 88V89H223ZM47 89V90H46ZM49 89V90H48ZM55 91H54V90ZM112 89V90H111ZM191 89V90H190ZM148 90V91H147ZM150 90V91H149ZM158 90V91H157ZM162 91L160 96H156L155 98L151 99L148 104H146V101L149 99L150 95L152 96L154 93L156 92H159V91ZM78 91V92H77ZM192 91V93H191ZM198 94V92H202V94H204V96L207 98H201V96H196V93ZM46 94H45V93ZM84 92V93H83ZM108 92V93H107ZM194 92V94H193ZM71 93V94H70ZM76 93V94H75ZM82 93V94H81ZM90 93V94H89ZM145 93V94H144ZM261 93V92H260ZM5 94V95H4ZM8 94V95H7ZM44 94V95H43ZM48 94V96H47ZM131 94V95H130ZM147 94V95H146ZM206 94V95H205ZM212 94V95H211ZM216 94V95H215ZM36 95V96H35ZM76 95V96H75ZM78 95V96H77ZM82 95V96H81ZM209 95V96H208ZM250 95V96H248ZM252 95V97H251ZM10 96V97H9ZM45 96V97H44ZM64 96H67L68 97V102L67 101H64L62 102H59L60 99H62V97ZM8 97V98H7ZM35 97V98H34ZM42 97V98H41ZM48 97V98H47ZM60 97V98H59ZM75 97V98H74ZM79 97V98H78ZM131 97V98H130ZM45 98V99H43ZM220 98V99H221ZM249 98V99H248ZM255 98V99H254ZM3 99V100H2ZM81 99V100H80ZM83 99V100H82ZM124 99V100H123ZM145 99V100H144ZM178 99V100H177ZM201 102H199L198 100ZM257 99V100H256ZM37 100V101H39ZM51 100V99H50ZM49 100V101H50ZM169 100V101H168ZM189 100V101H187ZM198 102H197V101ZM256 100V101H255ZM156 101V102H155ZM174 101V102H173ZM193 101V102H192ZM263 101V102H262ZM51 102V101H50ZM66 102V104H65ZM74 102V103H73ZM81 102V103H80ZM116 102V104H115ZM154 102V103H153ZM188 102V103H187ZM12 102H9L8 104H11ZM73 103V104H72ZM99 103V102H98ZM160 103V104H159ZM192 103V104H191ZM201 104L202 107H200L199 105L197 106V104ZM202 103H205V104H202ZM231 103V104H230ZM64 104V105H63ZM125 104V105H124ZM159 104V105H157ZM251 104V105H249ZM112 105V106H113ZM167 105V106H166ZM181 105V106H180ZM209 105V106H208ZM257 105V106H256ZM9 106V105H8ZM76 107L79 108L80 111H78L79 113L81 112V118L78 120V121H75L74 120V123L73 122H69V118L70 120L73 121V115L76 114ZM166 106V107H165ZM211 106V107H210ZM236 106V107H235ZM250 108H249V107ZM255 106V107H254ZM61 107V109H60ZM190 109H189V108ZM197 107V108H196ZM248 107V108H247ZM252 107V108H251ZM258 107V109H257ZM75 108V109H74ZM77 108V110H78ZM189 110H188V109ZM253 108H256V109H253ZM58 109V111H57ZM65 109V110H64ZM75 112H74V110ZM100 110L103 109V108H99ZM97 110L96 114H99L100 110ZM126 109V110H125ZM25 113V115L23 116H20L23 112H17V118L20 116L22 117L21 118V123H25L28 118L31 117V119L33 118H37V115L36 113H26V109H22ZM21 110V111H22ZM61 110V111H60ZM63 110V111H62ZM187 110V111H185ZM196 110V111H195ZM198 110V111H197ZM236 110V111H235ZM248 112H247V111ZM255 110V111H254ZM58 113H57V112ZM99 111V112H98ZM105 111V110H104ZM234 111V112H232ZM240 111V112H239ZM251 111V112H250ZM259 111V112H258ZM61 112V113H60ZM66 112L68 114H66ZM86 112V113H85ZM138 112V111H137ZM185 112V113H184ZM202 112V111H201ZM263 112V113H261ZM19 113V114H18ZM240 113V114H239ZM248 113V114H247ZM84 114V115H83ZM179 114V115H178ZM254 114V115H253ZM2 115V114H1ZM28 115V116H27ZM105 115V116H104ZM63 116V117H62ZM117 116V117H116ZM263 116V117H262ZM27 117V118H26ZM62 120L64 121V123L66 124H63V122H61V118ZM107 117V118H106ZM138 117V116H137ZM223 117H226L223 118ZM40 119L44 118V117H39ZM104 118V119H103ZM128 118V119H127ZM194 118V119H193ZM26 119V120H25ZM116 121H113L115 120ZM124 119V120H123ZM179 119V120H178ZM109 120V121H108ZM187 120V121H189ZM202 120V122H200ZM261 120H263L261 122ZM80 121V122H79ZM185 121V122H187ZM204 121L206 122V124L204 123ZM54 122V123H53ZM77 122V123H76ZM79 122V123H78ZM100 122V121H99ZM109 122V123H108ZM134 123V122H133ZM55 124V125H54ZM76 124V126L74 125ZM110 124V125H109ZM202 124H203V128H202ZM260 124V125H259ZM47 125V124H46ZM60 125V127H59ZM72 125V126H70ZM177 125V124H176ZM177 125V126H178ZM188 125H190V123H188ZM222 126V127H221ZM17 127V130L15 131L16 133L18 131H23L22 129H24V127H22V124H19L16 126ZM20 127V128H19ZM72 127V128H71ZM106 127V128H105ZM158 127V128H157ZM188 127V126H187ZM60 128L63 129V131H60ZM237 128V129H236ZM255 128H257L255 130ZM50 131H52V127L49 128ZM74 129V130H73ZM107 133H105L106 131ZM109 129V131H108ZM46 130V131H45ZM69 130V131H68ZM149 130V131H148ZM68 131V132H66ZM121 131V132H120ZM158 131V132H157ZM14 132V133H15ZM76 132V131H75ZM154 132V133H153ZM157 132V133H156ZM162 132V133H161ZM195 132V131H194ZM226 132H232L231 134H234L235 136V139L238 140H233V143H231L229 140H226L227 138H229V135L228 136H225L226 135ZM261 132V133H260ZM12 133V132H11ZM13 133V134H14ZM119 133H122V130H119ZM169 133V134H168ZM189 133H192L189 134ZM259 133V134H258ZM68 136H67V135ZM130 134V133H129ZM163 134V135H161ZM171 134V135H170ZM188 134V136H187ZM220 134V135H219ZM222 134V135H221ZM250 134V135H249ZM255 134V135H254ZM258 134V135H257ZM3 135V134H2ZM252 135V137H251ZM263 135V136H262ZM1 136V134H0ZM157 138H156V137ZM161 136V137H160ZM165 138H164V137ZM243 136V137H242ZM2 137V136H1ZM97 137V138H96ZM133 137V136H132ZM163 137V138H162ZM222 137V138H221ZM37 138V139H36ZM52 138V137H51ZM94 138V139H93ZM161 138V139H160ZM167 138L168 141H167ZM256 138V139H255ZM39 139V140H38ZM175 139V140H174ZM55 139H53L51 142H53ZM81 140V141H80ZM117 140V141H116ZM162 140V141H161ZM164 140V141H163ZM28 141H32L31 143H28ZM88 141V143H87ZM167 141V142H165ZM171 141V142H170ZM223 141V142H222ZM226 141V142H225ZM83 142V143H82ZM162 142V143H161ZM230 142V143H229ZM255 142V141H254ZM18 143V144H17ZM108 143V145H107ZM146 143V144H145ZM251 143V144H250ZM248 144H246V149L248 150H252L251 152L254 153L255 150L257 152L256 155H258V157L256 156V160H252V162L250 163H247L246 165L249 166L248 170H250L252 173L254 172L255 174H249L248 176H251L250 177V180H256L260 177H264V147L261 143L259 142H256V143H259V146L256 144V143H253V142H250ZM77 144V143H76ZM243 144V145H242ZM255 144L257 145L255 148L252 147V145ZM147 145H149L147 147ZM71 146H75L74 144L71 145ZM78 146V145H77ZM75 146V147H77ZM241 146V147H240ZM159 147V146H158ZM231 147V148H230ZM261 149L263 151V153L261 152V150L258 151V149ZM84 149V150H83ZM142 150H145L144 147L141 148ZM160 147H159V151L162 150ZM83 150V151H82ZM25 152H28L27 150L24 149ZM24 151L23 153H20V155L16 154L17 157H20V156H23L24 155ZM89 151V153H88ZM93 151V152H92ZM0 152H3L1 149H0ZM71 152V153H70ZM69 153H66V154H63L61 156H58V158L56 157V159H60V158H66V157H69V154L71 156H73V152L72 150L70 151ZM136 152L139 153V151L137 150ZM225 152V151H224ZM242 152V151H241ZM84 153V154H83ZM141 154L143 152H140ZM258 153V154H257ZM146 154H142L143 157H146L145 156ZM63 156V157H62ZM80 156V157H79ZM79 158V159H78ZM260 158V159H259ZM55 159V158H54ZM115 159V158H114ZM47 160V159H45ZM79 160V161H78ZM258 162V163H257ZM73 166H72V165ZM71 165V166H70ZM36 166V167H34ZM42 167V168H41ZM28 168V169H27ZM38 170H37V169ZM258 168V169H257ZM32 169V170H31ZM45 170V173L44 171ZM40 172V173H34V172ZM60 171V172H59ZM7 171H5V169H2L1 172H0V175L1 173H5ZM140 172L143 173L141 170H138V171H134V175L135 177L131 178V177H125V180L122 181L119 185H115V190L119 187H127V191H125L124 193L120 195H117V196H113V198H110L109 196L107 197H104L103 199H105L106 203H108L107 205H105V208H107L108 213L107 212V217L104 219V220H107V218L109 220L111 219H114L116 215H119V212H118V208L119 210L121 209L120 207H114L113 205H110V203L113 202V200H117V198L119 197H122L124 196L125 194L131 192L132 190L134 192H138L140 191V189H142L141 187H147L145 186V184L147 185L148 183H145V181L147 180L146 178L144 180H141L143 179L144 177H142L140 175ZM257 172V173H256ZM32 173V174H31ZM260 173H263V175H260ZM88 173H85L84 177H80L76 180H74L72 183V186L69 187L67 186L66 189H64L66 192H67V200L69 199V204L70 203H74V200L78 201V195L77 192L75 194V192H70L71 189H75L76 186L80 185L83 182H87L88 181V176L86 175ZM132 175V176H134ZM138 176H140V180L141 182L139 181L138 179ZM259 176V177H258ZM35 176H33V178H36ZM161 177V176H160ZM158 178V179H161V178ZM256 177V178H255ZM27 178V179H28ZM82 178V181H79L81 180ZM87 179V180H85ZM0 181H4V182H9L7 180H1ZM11 181V180H10ZM79 181V182H78ZM139 181V182H138ZM143 181V182H142ZM262 181V183H261ZM17 182V181H16ZM59 182L61 181H57V183L59 184ZM125 182V183H124ZM264 178L263 179H260L258 180V183H256V186H251L249 188H247L248 190L245 189H239L237 191H235L233 193V191H230L228 194H224L225 198H229L230 200L227 202L228 204L230 205H234V211L235 213H233L231 210L227 211V208L223 206L224 204V198L221 194L218 195V198L221 200L220 201H223V202H216L217 204H214V205H217L218 207L222 206L223 208V211H224V214L226 216H230V215H233V218L236 220V221H239V219L242 221L243 219L245 220H248V225H251L253 223V219L256 218L255 214L254 216H250V215H247V213H245L246 211L244 210H251L250 212L252 213L254 210H256L257 208L260 209V207L262 209H264ZM129 183V184H128ZM139 183H140V186H139ZM123 184V185H122ZM131 184V186H130ZM136 184V185H135ZM143 184V185H142ZM121 185V186H120ZM262 185V186H261ZM56 186V185H55ZM73 187V188H72ZM129 187V188H128ZM136 187V189H135ZM132 188V189H131ZM257 188V189H256ZM263 188V189H262ZM53 192L51 195L53 196H58L59 193L56 191V187H53ZM68 189V190H67ZM138 189V190H137ZM136 190V191H135ZM68 191L71 193L68 194ZM249 191V192H248ZM65 192V193H66ZM127 192V193H126ZM243 192V193H242ZM253 192V193H251ZM56 193V195H55ZM159 196L163 195V192H159ZM233 193V194H232ZM230 194V195H229ZM242 194V195H241ZM244 194H247L246 196ZM250 194V195H249ZM255 194V195H254ZM90 194L88 193H85L84 195L82 196H79L83 199H88V196ZM101 197H103L102 195L105 196V194H100ZM107 195V194H106ZM228 195V196H227ZM244 195V196H243ZM98 197H100L99 195H97ZM230 196V197H229ZM241 196H243L241 198ZM91 197V195L89 196ZM115 197V198H114ZM263 197V198H262ZM36 198V197H35ZM39 198V197H37ZM211 196L209 197L208 200H210ZM216 198V196L214 197ZM234 199V200H231ZM236 198V199H235ZM245 198V199H243ZM34 198H32L31 200H28V201H23V202H17L16 204H14L9 210H6V211H3V213H0L1 215H10L12 214V212L14 213V211H18L22 206L28 204V203H31L33 201ZM207 199V198H206ZM205 198H200L199 200V203L202 204V202H205L206 200ZM242 199V200H241ZM249 199V200H248ZM252 199H254V201L252 202ZM112 200V201H111ZM203 200V201H202ZM76 201V203H78ZM182 202V201H181ZM184 204V206H180V208H186L188 207L189 205H192L193 202L191 201V199H185V201L183 200L182 202ZM188 203V204H187ZM220 203V204H219ZM240 203V204H239ZM245 203V204H244ZM258 204V205H257ZM203 205V204H202ZM220 205V206H219ZM74 206H78V204H75ZM239 206V207H238ZM241 206V208H240ZM244 206V207H243ZM263 206V207H262ZM70 207V206H69ZM177 207L178 205L176 206L174 204V206H172V208L170 210L172 211H176L177 213H181L182 211H177ZM252 207V208H251ZM18 208V209H17ZM72 208V207H71ZM221 208V207H220ZM248 208V209H247ZM17 209V210H16ZM225 209V210H224ZM238 209V210H237ZM115 210V212H114ZM12 211V212H10ZM113 211V212H112ZM169 210H160L159 212H157L158 214V218L161 217L162 215L166 214L164 212H166ZM239 211V212H238ZM124 216H128L129 213L126 211H122ZM125 212V213H124ZM228 212V213H227ZM9 213V214H8ZM244 213V214H243ZM160 215V216H159ZM225 215H223V218L226 217ZM250 217V218H249ZM254 217V218H253ZM134 218V217H133ZM252 218V219H251ZM238 219V220H237ZM253 227V228H252ZM250 227L249 229L252 230L253 232H251L252 234L257 232L256 228H257V225H256V221L255 223L253 224V226ZM261 227H264V226H261ZM72 229H74V227H72ZM210 227L206 228L203 232H209L210 231ZM246 229V228H245ZM262 229V228H260ZM208 230V231H207ZM242 230V228H241ZM202 232V233H203ZM192 233V232H190ZM203 233V234H205ZM223 234V232H222ZM227 234V233H226ZM236 234H239L238 230L236 231ZM66 235V234H65ZM188 235H192V234H188ZM67 236H72V234L70 235H67ZM195 236L194 239L190 240L188 243L190 244H187V246H185L184 244H180L179 247H176L175 245L177 243H179V241H177V237L173 240L170 241L171 243V249L173 253L175 252H185L187 250H189L191 248V245L192 243L195 244L198 240L197 236L196 235H193ZM192 237V236H191ZM196 240V241H195ZM175 241V242H174ZM192 242V243H191ZM173 243V244H172ZM176 243V244H175ZM189 245V246H188ZM173 246V247H172ZM190 247V248H189Z\"/></svg>", "mask_w": 264, "mask_h": 264}, {"label": "snow or ice", "instance_id": "3", "mask_svg": "<svg viewBox=\"0 0 264 264\" xmlns=\"http://www.w3.org/2000/svg\"><path fill=\"white\" fill-rule=\"evenodd\" d=\"M109 3H112V6L115 8H120L122 6H126L128 9H136V4L130 2V0H0V6L6 5L10 9H20V10H27L28 13H32L33 11H38L40 9H43V11H38V14L33 15H18L17 13L13 11H0V19L5 21V23H0V33H6L10 34L13 37V39H9L8 35H0V48L7 49L9 46H15L16 48H20L22 41L18 38L19 35H26L29 31L35 30L37 27H39L41 32H47L51 33L56 31L55 25L56 21L50 19V17L54 15L59 16H73V15H86L88 13H91L90 20L101 22L105 18L111 21H114V24L112 25L114 30L125 28L130 24V21L127 17L121 16L119 13L112 11L111 8H104L102 6L107 5ZM199 3L204 4L207 3V0H199ZM239 3V0H224V3L221 4L219 0L214 4L215 8H223L226 7L229 4H237ZM58 5V6H56ZM257 7L262 9L261 15L264 16V4H258ZM97 10H100L103 12V16L100 14H97ZM194 13H196L194 19H195V25L192 29H190L187 33L188 36L193 35H200L201 37H208L211 39V43L213 45L218 46V48L214 49L213 51H226L228 49H233L235 55L229 57V60H236L239 59L241 62L237 63L235 67L239 69L240 71H250L253 69V67L257 66V62L254 61V56L256 53L259 54V68L261 69L260 75L255 77V79H258L260 81H264V39H260L258 37H255L252 33L257 31L258 29H249L248 23H256L257 21H252V18L248 16L247 11L245 10L243 13L241 12H233L230 13V15L234 16L236 19L240 21V24L243 25V27H236L233 25H224L220 24L217 25V22L214 19L208 18L204 15V9L201 7H194L192 9ZM156 20L160 21L161 17L159 16V13L157 12ZM203 21L202 27L201 22ZM46 22V23H42ZM259 24L264 25V19H260L258 21ZM49 24L53 25V27H49ZM83 28V35H91L92 31L90 29V25L84 24V25H76L71 23H62L60 24V28L64 29L65 32H72V31H78L80 28ZM197 29L199 31L197 32ZM162 30V29H160ZM133 28L127 27L126 31H122L121 35L126 38V43L128 46H131L134 43V40L132 38H129L133 34ZM218 31H224L228 33H236V32H249L248 35H243L240 39H233L231 35H229L228 38H220L217 35ZM259 31H264V28L259 29ZM95 36H99L101 39H103L106 35H108L105 31L96 30ZM114 34V33H113ZM43 38V37H41ZM61 41L65 45H70V47L67 48H58L57 42ZM149 41L147 38H145V43H148ZM33 45L38 43L37 39H33L31 41ZM109 43H112L110 40ZM47 44L50 45L53 49L56 51H66V52H72L73 49H80L82 47L88 46L85 41H81L77 38L76 35L71 36H64V37H57L54 40H48ZM100 48H104V45H98ZM110 49H105V51H109ZM204 52H209V49L205 48ZM43 55L47 56L49 55V51L47 48L44 49ZM78 54L81 57H84V52L80 51ZM15 52H10L8 55L0 54V62L7 61L9 59V56L15 57ZM119 55L124 56L127 55V53H119ZM181 55H184V53H181ZM86 58V57H85ZM214 63H219V61L214 60ZM196 64H200V60L195 61ZM39 67V66H38ZM44 67H47V65H44ZM151 67L155 68V65H151ZM193 72H195V69H192ZM6 75H10V73H5ZM56 74L59 75V70L57 69ZM231 73L225 72L224 75H230ZM183 76V74H180ZM37 78L43 79V76H41L40 72L36 73ZM212 76L211 73H206L203 78L198 77L196 75H193L190 79L182 80L181 82L177 83L176 81H173L169 87L173 86H179V87H204L210 82H215V80L210 79ZM103 79V77H101ZM70 81H64V83H69ZM49 84L51 81L48 82ZM79 83H87L86 81H79ZM44 87H47V85H44ZM33 91H39L40 88H34ZM7 89L3 84H0V94H3L6 92ZM254 91L264 92V88H258L254 89ZM49 99L55 101L57 98L55 95H52L49 97ZM68 97L64 96L62 97V102L67 101ZM37 103L43 104V101H37ZM235 103L239 104H245L247 103L246 100H238L235 101ZM55 109H53L54 111ZM18 109H12L9 108L8 102L4 101L2 105H0V114L3 115V122L0 123V131L3 132L5 136H8L9 133L15 132L17 130V125L21 123V120L19 118H15L16 113L18 112ZM27 118V117H26ZM226 119V117H223ZM46 119H50L47 118ZM76 119H80V113H76ZM53 125L52 123H48L46 125L47 128H51ZM264 127V125H262ZM26 132H33L34 129L32 128H24L22 129ZM247 135V132L244 133ZM15 143V141H12ZM28 143H31V141H28ZM244 143H247V141H244ZM146 145L143 144H136L133 149H130V151H135L141 147H145ZM235 147L236 145H232ZM253 148L256 147L255 144L252 145ZM3 151L7 153L9 150L8 148H4ZM50 158V157H49ZM151 160L159 162L160 161V155H155L152 157H149ZM107 159V158H106ZM145 157L141 155H135L130 158H128L126 161H124L119 167H113L112 169V175L114 179H120L126 174V171L130 169L133 165L139 164ZM35 157H30L27 161H14L8 165H5V171H8L13 168H25L27 165L30 164H36L39 163ZM114 163V162H113ZM108 183H113L112 180H109ZM39 212L40 210L37 209ZM106 239V238H104ZM179 243H177L175 246L179 247L180 244H184L187 246V243L194 239V237L190 236H181L177 238ZM149 243L148 240L140 241V242H131V243H119V244H112V243H103L99 244L94 247H89L86 245L80 246L78 250H73L69 252H61L59 254H56L54 257H44L43 259L36 261L35 264H126V259H134V257H120L118 254L122 253L129 249H136L140 248L143 245ZM116 254V255H114ZM141 257H147L151 255L150 251H141L138 254Z\"/></svg>", "mask_w": 264, "mask_h": 264}]
</instances>
